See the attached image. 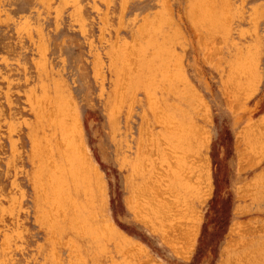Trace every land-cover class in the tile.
<instances>
[{"label": "rangeland", "instance_id": "374dc122", "mask_svg": "<svg viewBox=\"0 0 264 264\" xmlns=\"http://www.w3.org/2000/svg\"><path fill=\"white\" fill-rule=\"evenodd\" d=\"M0 264H264V0H0Z\"/></svg>", "mask_w": 264, "mask_h": 264}, {"label": "bare ground", "instance_id": "6f19581e", "mask_svg": "<svg viewBox=\"0 0 264 264\" xmlns=\"http://www.w3.org/2000/svg\"><path fill=\"white\" fill-rule=\"evenodd\" d=\"M143 26V25H142ZM114 60V59H113ZM238 60V59H237ZM135 61V60H134ZM244 73V72H243ZM237 74V73H236ZM245 75V74H244ZM164 78V77H163ZM235 80V79H234ZM132 94V93H131ZM45 98V97H44ZM155 101V100H154ZM33 102V101H32ZM153 102V101H152ZM44 103V102H43ZM155 103V102H154ZM45 104V103H44ZM156 104V103H155ZM234 106V105H233ZM161 108V107H160ZM162 109V108H161ZM156 114V113H155ZM155 116H157V115H155ZM160 117V116H159ZM158 117V119H161V118H159ZM163 119V118H162ZM161 119V120H162ZM164 121V120H163ZM159 122H162V121H159ZM61 123H63V122H61L60 121V124ZM68 123H69V121H68ZM166 125H167V123H166ZM176 125V126H175ZM175 125H171V127L172 126H175V127H178V129H179V126L175 123ZM62 126V125H61ZM71 126V125H70ZM163 126H164V123H163ZM64 127V126H63ZM168 127H170V126H168ZM168 127H166L167 128V130H169L168 129ZM65 128V127H64ZM185 128V127H184ZM260 128V127H259ZM165 129V128H164ZM170 129H172V128H170ZM174 129H176V128H174ZM177 129V130H178ZM68 130V129H67ZM167 130H163V131H167ZM173 130V129H172ZM172 130H169V131H171L172 132ZM179 130H181V129H179ZM64 130H62V132H63ZM65 132V131H64ZM175 132V131H174ZM177 132V131H176ZM254 132V131H253ZM157 133V132H156ZM59 134V133H58ZM180 135V134H179ZM183 135V134H182ZM65 136V135H64ZM68 137V136H67ZM181 137V136H180ZM69 138V137H68ZM190 139V138H189ZM68 140V139H67ZM69 141V140H68ZM74 142H76V141H74ZM151 142V141H150ZM63 143V142H62ZM154 143V142H153ZM155 144V143H154ZM62 145V144H61ZM141 145V144H140ZM147 145V144H146ZM79 146H81V144L79 145ZM139 146V145H138ZM162 146V145H161ZM175 146V145H174ZM77 147V146H76ZM166 147V146H165ZM80 148V147H79ZM156 148V147H155ZM162 148V147H161ZM164 148V147H163ZM169 148V147H168ZM176 148V147H175ZM174 149V148H173ZM76 150H78L77 148H76ZM170 150V149H169ZM156 151V150H155ZM167 151V150H166ZM79 152V151H78ZM163 153V152H162ZM177 153V152H176ZM255 153V152H254ZM80 154V153H79ZM174 154V153H173ZM177 155V154H176ZM186 155V154H185ZM189 155V154H188ZM170 156V155H169ZM173 156V155H172ZM187 156V155H186ZM192 156H194V155H192ZM175 157V156H174ZM185 157V156H184ZM184 157H182V159L184 158ZM152 158H153V156H152ZM181 158V157H180ZM186 158V157H185ZM196 158V157H195ZM157 159V158H156ZM191 159H193V158H191ZM202 159V158H201ZM80 160V159H79ZM177 160V159H176ZM143 161V160H142ZM250 161V160H249ZM86 162V161H85ZM171 162V161H170ZM193 162V161H192ZM202 163V162H201ZM84 164V163H83ZM83 164H81V165H83ZM195 164V163H194ZM144 165V164H143ZM164 166V165H163ZM51 167V166H50ZM157 167V166H156ZM81 168V167H80ZM85 168H88V167H85ZM172 168V167H171ZM51 169V168H50ZM84 169V168H83ZM155 169V168H154ZM158 169V168H157ZM178 169V168H177ZM189 170V169H188ZM153 171V170H152ZM158 171V170H157ZM185 171V169H183V172ZM177 172H178V170H177ZM176 172V173H177ZM189 172V171H188ZM154 173H155V171H154ZM156 174V173H155ZM158 174H160V173H158ZM158 174H157V176H158ZM163 174V173H162ZM183 174V173H182ZM170 175V174H169ZM49 176V175H48ZM55 176V175H54ZM152 176V175H151ZM161 176V175H160ZM164 178H165V176H163ZM151 178V177H150ZM153 178V177H152ZM156 178V177H155ZM163 178V179H164ZM186 178V177H185ZM149 179V178H148ZM161 181V180H160ZM175 182V181H174ZM50 183V182H49ZM160 183V182H159ZM145 184V183H144ZM165 184V183H164ZM51 185V184H50ZM154 185V184H153ZM167 185V184H166ZM138 191V190H137ZM135 195H136V193H134ZM155 198V197H154ZM158 198V197H157ZM136 199V198H135ZM147 199H148V197H147ZM162 200V199H161ZM152 202H153V200H152ZM55 203V202H54ZM149 203V202H148ZM181 203V202H180ZM156 204V203H155ZM72 205V204H71ZM139 206V205H138ZM138 206H136V207H138ZM55 207V206H54ZM159 207H161V206H159ZM140 208V207H139ZM138 208V209H139ZM144 208V207H143ZM155 209V208H154ZM156 209H158V208H156ZM185 209V208H184ZM58 210V209H57ZM167 211V210H166ZM155 212V211H154ZM158 212V211H157ZM169 212V211H168ZM166 213V212H165ZM144 214V213H143ZM160 214V213H159ZM167 214V213H166ZM156 216V215H155ZM172 217V216H171ZM187 218V217H186ZM165 220H167V219H165ZM162 222H164V221H162ZM168 229V228H167ZM171 229V228H170ZM165 231V230H164ZM176 232V231H175ZM180 233V232H179ZM174 234V233H173ZM175 234H177V233H175ZM170 235H172V234H170ZM173 236V235H172ZM171 236V237H172ZM173 237H175V236H173ZM177 237H178V235H177ZM250 240V239H249ZM248 242V241H247ZM246 242V243H247ZM135 248V247H134ZM257 250V249H256ZM252 252V251H251ZM76 254V253H75Z\"/></svg>", "mask_w": 264, "mask_h": 264}]
</instances>
